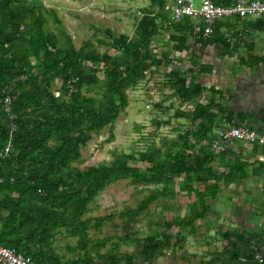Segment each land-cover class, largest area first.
<instances>
[{
    "label": "trees",
    "instance_id": "obj_1",
    "mask_svg": "<svg viewBox=\"0 0 264 264\" xmlns=\"http://www.w3.org/2000/svg\"><path fill=\"white\" fill-rule=\"evenodd\" d=\"M44 13L39 0H0V146H11L8 157L0 156V245L32 264H150L164 250H174L194 235L196 222L206 220L209 199L215 195L209 180L212 188L225 185L245 168L235 160L236 167L229 165L226 175H218L210 167L218 113L200 104L204 88L199 77L212 68L198 61L192 46L201 49L219 43L225 48L223 26L218 22L213 34L204 38L200 20H172L163 0H149V6L140 11L133 37H115L107 31L110 42L99 41L117 51L111 56L99 53L90 43L76 48L63 30L55 34L47 29ZM165 29L169 30L167 43L158 55L159 46L153 42ZM176 59L185 60L182 68L176 67ZM162 67L171 89L168 99L178 103V108L171 103L169 109L177 108L174 118L185 120L190 130L179 125L176 137L162 139L160 147L151 144L137 154L113 151L109 163L84 169L75 166L92 133L114 125L125 111L127 91L144 81L148 71L153 74V68ZM7 96L9 112L3 106ZM182 104L191 106L190 110L183 111ZM224 153H219L221 159ZM120 180L145 193L135 207L118 212L125 229L153 202L173 200L180 192L192 200L179 217L168 207L167 220L161 223L164 228L150 235L117 237L125 244L131 239L132 253L121 254L118 241L101 253L110 238L99 239L91 231H99L107 218L89 216V206L107 186ZM175 223L178 232L171 244L170 229ZM60 236L75 240L64 248L72 254L70 258L55 247ZM217 237L226 240L231 250L215 254L208 264H253L250 232L218 231L209 241Z\"/></svg>",
    "mask_w": 264,
    "mask_h": 264
},
{
    "label": "rangeland",
    "instance_id": "obj_2",
    "mask_svg": "<svg viewBox=\"0 0 264 264\" xmlns=\"http://www.w3.org/2000/svg\"><path fill=\"white\" fill-rule=\"evenodd\" d=\"M39 3L43 6L45 12L43 16L46 18L48 30L55 34H60L63 30L70 35L76 48L90 43L99 53L107 52L111 56H116L117 51L105 44H100L99 41L110 42L107 31L115 37L120 34L133 37L137 20L141 16V9L149 6V0H39ZM193 5L198 9L199 1L194 0ZM229 20L230 18L219 22L223 26L230 22ZM168 35L169 30L165 29L153 42V45L159 46L156 54L159 55L163 50L162 44L167 43ZM153 69L155 73L148 71L144 81L127 91L128 106L119 115L115 124L99 133H92L91 140L81 149V157L75 166L84 169L109 163L112 161L111 152L113 151L137 154L146 151L151 144L160 147L162 139L171 140L176 137L179 125H183V130H190L191 126L185 120L173 116L178 103L168 99L167 95L171 89L169 83H166V69L164 67ZM54 86L59 88V84ZM171 103L173 108H177L169 109ZM190 108L191 106H188V111ZM181 109L184 110V107ZM110 138L112 139L108 142ZM144 194L141 192V187L132 185L128 180H120L107 186L90 204L89 216L107 218L99 231H91L99 239L110 238L101 249V253L118 241L117 237L129 234L132 239L134 236L150 235L164 228L162 224L167 220L170 211L168 207H172V215L179 217L186 204L192 200L185 193L180 192L173 200L153 202L135 222L127 225L125 229L118 212L128 207H135ZM211 212L212 210L205 221L196 222L197 232L194 235H189L174 250H164L163 255L150 264H208L216 256L215 254L226 252L225 250L230 251V245L221 238L217 237L209 241L210 236L219 230L224 231L225 226L222 224L220 228L219 224L213 223L215 219L208 218ZM158 224L161 226L156 227ZM177 232L175 223L170 229L171 244L176 242L174 234ZM182 234L186 235L187 231H182ZM131 239L128 244L118 241L121 254L132 253L135 250ZM74 241L72 238L60 236L55 242V247L61 254L70 258L72 254L65 252L64 248L66 244H73Z\"/></svg>",
    "mask_w": 264,
    "mask_h": 264
},
{
    "label": "crops",
    "instance_id": "obj_3",
    "mask_svg": "<svg viewBox=\"0 0 264 264\" xmlns=\"http://www.w3.org/2000/svg\"><path fill=\"white\" fill-rule=\"evenodd\" d=\"M235 19L231 18L221 29L225 48L219 43L201 49L198 45L192 46L198 61L212 68L199 77L204 88L200 104L209 105L218 113V127L230 124L264 134V22L259 21L261 18L239 22ZM181 107L188 108L186 104ZM198 153L196 150L194 155ZM213 155L210 167L218 175H226L229 165L236 164L235 160L245 168L240 176L235 174L231 183H218L212 188L213 181L209 180L210 190L215 195L209 199L212 212L208 218L215 219L213 223L220 228L225 225L224 231L250 232L264 257V149L236 141L222 159L218 153L213 152Z\"/></svg>",
    "mask_w": 264,
    "mask_h": 264
},
{
    "label": "built area",
    "instance_id": "obj_4",
    "mask_svg": "<svg viewBox=\"0 0 264 264\" xmlns=\"http://www.w3.org/2000/svg\"><path fill=\"white\" fill-rule=\"evenodd\" d=\"M171 11V19L179 20L184 17L200 20L203 23L202 36L209 38L214 31V26L221 20L240 18H264V0H234L232 5L217 4L214 0H198L199 8L193 5L194 0H163ZM197 29V28H196ZM184 59H176L177 68L184 66ZM55 91V97L59 96ZM10 97L4 99V110H10ZM215 138L210 143V149L214 153L226 152L234 142L240 141L248 145L264 149V134H258L254 130L244 127H236L230 124L217 127L214 131ZM0 146V156L8 157L11 152L10 144ZM1 182V181H0ZM262 200L264 209V187L262 188ZM261 226V224H259ZM253 258V264H264V257L258 244L253 240L249 244ZM245 262L246 258H240ZM0 264H32L29 259L17 254L14 250L0 245Z\"/></svg>",
    "mask_w": 264,
    "mask_h": 264
}]
</instances>
